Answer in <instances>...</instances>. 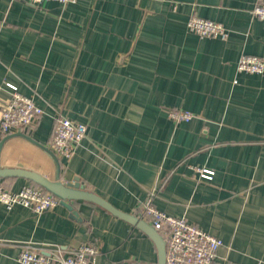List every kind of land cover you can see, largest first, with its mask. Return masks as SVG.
Instances as JSON below:
<instances>
[{
  "label": "crops",
  "instance_id": "0c3cea01",
  "mask_svg": "<svg viewBox=\"0 0 264 264\" xmlns=\"http://www.w3.org/2000/svg\"><path fill=\"white\" fill-rule=\"evenodd\" d=\"M254 3L0 0V113L12 92L32 97L44 112L20 131L49 150L58 114L84 123L86 137L72 156L55 154L62 182L78 178L139 218L154 192L158 210L221 239L212 264H264V72L237 71L242 54L264 59ZM191 15L220 22L227 37L189 32ZM171 109L194 116L177 122ZM17 131L0 130V140ZM46 148L10 136L0 166L54 179ZM0 182L11 191L31 184ZM69 204L72 210L58 202L41 213L0 205V264H18L25 242L65 253L92 244L96 264H158L145 232L95 203Z\"/></svg>",
  "mask_w": 264,
  "mask_h": 264
},
{
  "label": "built area",
  "instance_id": "2783aa9c",
  "mask_svg": "<svg viewBox=\"0 0 264 264\" xmlns=\"http://www.w3.org/2000/svg\"><path fill=\"white\" fill-rule=\"evenodd\" d=\"M27 4L39 5L48 0H20ZM61 4L77 0H52ZM252 16L264 23V0H255ZM189 32L199 37H227V30L220 22L191 15L187 20ZM237 71L260 74L264 72V59L256 55L242 54L237 62ZM12 87L15 90L14 86ZM30 96L12 92L9 101L1 109L0 130L4 134L13 130L30 127L43 114ZM168 116L175 121H188L194 114L189 110L171 109ZM86 137V125L58 114L49 143L51 151L63 158H70ZM201 176L211 177L209 170H199ZM154 192H150L142 202L140 218L148 221L165 242V264H212L217 249L222 245L220 238L204 232L185 217H174L158 210L153 205ZM59 199L50 192L27 184L18 191H11L0 183V205L10 210L15 205L33 209L36 213L54 208ZM2 242H0L1 244ZM18 264H96L98 250L92 244H81L69 253L58 245L37 246L31 242L21 245Z\"/></svg>",
  "mask_w": 264,
  "mask_h": 264
},
{
  "label": "water",
  "instance_id": "95a60500",
  "mask_svg": "<svg viewBox=\"0 0 264 264\" xmlns=\"http://www.w3.org/2000/svg\"><path fill=\"white\" fill-rule=\"evenodd\" d=\"M21 135L26 137L33 143L40 145L31 137L26 136L24 133H21L20 130L13 134H8L0 140V149L4 141L10 136ZM46 151L52 156L53 160L56 162L57 169L54 179H49L42 174L35 172L30 169L18 168V167H1L0 166V178H25L31 181L34 184H37L45 191L50 192L59 199V202L67 207L69 210H72V206L69 204L71 201L84 200L88 202L95 203L105 210L109 211L111 214L120 217L130 224L134 225L136 228L145 232L155 243L158 255V264H165V242L162 236L157 232V230L150 225L147 221L139 218L130 213L122 212L107 202L102 197L97 194L84 189L83 185L79 183L78 178H74L73 182H62L59 179V163L56 155L49 149L46 148ZM75 214V212H73Z\"/></svg>",
  "mask_w": 264,
  "mask_h": 264
},
{
  "label": "trees",
  "instance_id": "16d2710c",
  "mask_svg": "<svg viewBox=\"0 0 264 264\" xmlns=\"http://www.w3.org/2000/svg\"><path fill=\"white\" fill-rule=\"evenodd\" d=\"M1 183V182H0ZM2 184V183H1ZM30 185H33V186H36V187H39V188H41L40 186H38L37 184H34V183H32L31 182V184ZM42 190H44L43 188H41ZM45 191V190H44Z\"/></svg>",
  "mask_w": 264,
  "mask_h": 264
}]
</instances>
